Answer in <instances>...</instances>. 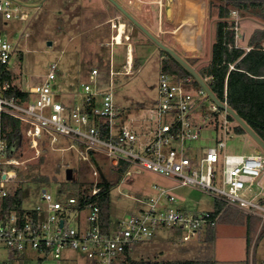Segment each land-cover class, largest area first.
<instances>
[{
  "label": "built area",
  "instance_id": "obj_1",
  "mask_svg": "<svg viewBox=\"0 0 264 264\" xmlns=\"http://www.w3.org/2000/svg\"><path fill=\"white\" fill-rule=\"evenodd\" d=\"M20 14L19 1L0 0L2 20L19 19ZM231 16L235 20L237 39L238 11L233 10ZM14 52V46L0 32V72L4 66H10ZM124 69L122 74H133L131 60L126 62ZM59 72V65L53 63L42 84L19 88L28 93L29 98L7 95L15 86L10 81H4L0 86V199L13 194L18 185L26 181L22 171L28 170L31 159L25 157L23 139L28 150H33L37 156L42 140L54 148L59 142L57 135L71 139L70 149L76 147L75 144L82 146V170L91 175V180L81 190L82 199L64 193L54 196L44 190L35 209L25 208V214L12 213L0 218V246L9 250L8 259L0 264H24L25 260H35L39 264L52 260L54 264H64L67 259L71 260L69 250L82 252L93 264H211L130 257L131 248L150 240L157 227L185 231L183 241L186 242L209 226L217 225L219 216L213 218V210L184 211L175 207L176 197L171 189L155 186L157 197L136 199L138 211L135 214L121 219L114 228L110 223L108 229L103 230L100 204L90 199L103 190L104 182L115 178L122 163L128 166L123 178L132 174V167L145 168L175 180L178 187L197 188L214 201L259 217L264 224V202L256 200L258 196H264V151L255 148L249 155L227 154L225 139L218 137L204 155L192 152L187 146L188 142L200 137L205 119L198 122V117L223 116L225 136L231 122L227 110L221 109L202 86L196 88L193 78L177 79L161 72L159 102L149 110L151 125L141 135L132 125L137 118L126 125L122 112L114 104L112 78L120 73L110 69V88L100 91L96 87L99 69L93 68L90 78L94 86L80 85L84 102L65 105L53 98L52 82L58 79ZM32 95H37L34 102ZM207 100L211 103L205 112ZM221 102L228 106L226 93ZM10 118L21 125L22 135L15 143H9L5 138V122ZM174 142L180 143L179 148L173 146ZM101 162L110 164L108 173ZM219 173L222 187L216 185ZM253 187L259 188V193L252 199L245 198L242 194ZM72 213L77 220L76 226L67 222ZM255 260L252 259L250 264H256Z\"/></svg>",
  "mask_w": 264,
  "mask_h": 264
},
{
  "label": "rangeland",
  "instance_id": "obj_2",
  "mask_svg": "<svg viewBox=\"0 0 264 264\" xmlns=\"http://www.w3.org/2000/svg\"><path fill=\"white\" fill-rule=\"evenodd\" d=\"M17 1L21 6L19 19L5 21L0 17V32L15 48L10 62V69L13 71L12 83L18 88H29L33 85L42 84L50 71L51 64L57 63L60 71L64 74V78L59 77L52 82L53 98L65 105L73 102L72 83L76 85L89 83L94 86L95 83L90 78L92 66L98 67L100 72L96 78V87L100 91H106L110 88V67L115 72L125 71L123 67L126 60L125 46H107L104 47L103 52L97 43L93 42L94 35L87 34L82 39L76 37L79 23H84V27L87 25V18L81 16V11L85 14V11L89 13L102 5L110 6L109 10L112 15L118 16L119 20L126 23L131 44L134 47L133 74L120 73L112 78L114 104L122 112L123 121L126 125H129L133 118H137L132 125L141 135L145 133L151 125L148 120L149 110L159 102L161 61L165 57L159 46L130 23L121 12L113 7L109 0ZM203 1L205 18H201L198 25L199 30L196 36L193 35L194 47L196 48L181 45L178 42L179 31L176 34L173 32L171 34L168 24L167 26L164 24L165 19L159 27L163 31L159 32L158 28L152 26L155 32L152 33L182 57L185 59L198 58L199 61L194 66L196 69L206 65L210 60L216 23L214 18L217 16L216 10L213 13L210 10V15L207 13L210 0ZM163 2L162 11L166 17L165 11L170 7V3L168 0ZM99 12L102 13L103 11ZM105 12L108 13V10ZM77 13L84 21L76 19ZM77 21L78 23H76ZM238 25L236 40L238 45L243 46L246 45L254 29L264 28V19L260 17L251 18L247 15L243 19L239 14ZM49 42L52 45L49 46ZM55 94H58L59 97H55ZM1 95L3 94L1 93ZM36 98L37 95H32L31 101L34 102ZM78 99L79 102L84 101L81 96ZM206 103L205 112H207V106L211 102L207 100ZM201 111L203 112L202 109ZM204 119L205 123L202 124L199 139L187 144L192 152L204 155L207 149L215 143L217 137L225 139V153L227 154L249 155L254 153L255 148H259L247 133L242 134L235 131L236 121L229 122L230 131L225 136L226 132L222 129L224 126L223 116L220 115L217 118L213 114H207L198 117V122ZM68 123L71 124L72 122L69 120ZM57 138L59 142L54 146L55 149L48 144H41L39 156L33 150H28L27 142L23 139L26 148V151L24 150L25 157L31 159L27 164L28 170L22 171L26 181L21 183L25 194L23 205L27 210L35 209L39 205L40 196L44 190L54 196L63 193L65 195L78 194L91 180V175L82 170L84 165L80 157L82 146L75 144L76 147L70 149V145L73 144L71 139L63 135H57ZM141 141H143V136H141ZM173 146L179 148L180 143L174 142ZM101 165L106 173L110 171L109 163L101 162ZM68 168L74 170V180L66 179ZM137 169L140 171L137 172ZM131 171L130 176H125L123 180L117 181L111 189L110 216L112 228L121 219L138 211L136 199L157 197L158 192L155 186L161 189H171L176 197V202L173 205L181 210H213L214 208L213 198L197 188L178 187L175 180L145 168L132 167ZM42 174L49 177V182L35 180ZM216 185L222 187L221 173L217 176ZM259 191V188L253 187L242 195L247 199H252ZM256 200L257 202H264V196H258ZM255 217L243 210L225 205L209 239L207 238L209 233L204 230L198 236L185 242L183 241L185 231L175 227H157L150 240L139 242L131 248L130 257L135 260L153 258L200 260L212 264H250L252 259H256V264H264V224L259 217L257 219ZM67 222L71 225H77L74 213L71 214L70 218H67ZM67 253L71 260L67 259L64 264H93L80 251L69 250ZM8 254L9 250L5 246H0V261L7 260ZM24 264L39 263L35 260H25ZM42 264H54V261L46 260Z\"/></svg>",
  "mask_w": 264,
  "mask_h": 264
},
{
  "label": "trees",
  "instance_id": "obj_3",
  "mask_svg": "<svg viewBox=\"0 0 264 264\" xmlns=\"http://www.w3.org/2000/svg\"><path fill=\"white\" fill-rule=\"evenodd\" d=\"M210 10L211 13L216 10L217 15L215 39L211 47L209 62L196 70L220 100L225 99L226 93L228 106L235 110L264 141V28H256L251 33L246 45L240 46L236 40L235 20L231 16L232 11L236 10L241 17L243 16L242 13L249 12L264 19V0H210ZM130 23L132 22L130 21ZM160 51L165 56L161 61V72L173 75L177 79L191 77L194 86L201 88L193 75L175 57L161 48ZM185 60L193 67L199 61L196 57ZM12 78L13 71L10 66H4L0 72V86L6 80L12 82ZM7 95L29 98L28 93L21 92L16 86ZM228 117L230 121H235L231 115ZM5 124V138L9 143L17 142L22 135L20 122L10 118L6 120ZM234 128L237 133H246L238 124ZM41 144H46V142L42 140ZM127 169V164L122 163L115 172V178L104 182L103 190L90 199V201L97 200L100 204L103 230H107L111 223V189L117 181L122 180ZM35 180L49 182V177L42 174ZM24 195L23 187L20 184L13 194L0 199V218L12 213L25 214ZM68 196H78L79 199H82L81 191L78 194ZM224 206L223 202L214 201L213 218L222 214ZM214 229L215 227L212 226L206 229L209 233L208 239Z\"/></svg>",
  "mask_w": 264,
  "mask_h": 264
},
{
  "label": "crops",
  "instance_id": "obj_4",
  "mask_svg": "<svg viewBox=\"0 0 264 264\" xmlns=\"http://www.w3.org/2000/svg\"><path fill=\"white\" fill-rule=\"evenodd\" d=\"M117 1L126 10H128L132 15H134L142 24H144L145 27L148 30H150L151 32H154L152 29V26L158 28L159 32L163 31V30H160L161 28H159V27H161L162 21L165 19L164 24H166V26L168 24V28H170L169 31L171 34H172V32L176 34L179 31L180 38L178 36V42L181 45H183V44L186 45L182 39V34H185V36H187L189 38L191 37V39H194L193 35L196 36V33L199 30L198 25L200 23L201 18L202 19L205 18V14H204L205 8H204V1L203 0H168V2L170 3V7L165 11L166 17H164L163 11H162L164 0H117ZM113 7H115V6L113 5ZM172 8H174V9H172ZM105 9L108 10V13L105 12L106 11ZM109 9H110V6H107V5L103 6L102 5L98 9L91 10V12H89V13H88V11H85V14H83V12L81 11V16L83 18H87V25L84 27V23L83 24H82V22H81V24L79 23L78 29L76 30V37L78 39L79 38L82 39V37L87 35V34L94 35L93 42L97 43V45L99 46L100 49H102V51L104 50V47H107V46H113V45L125 46V48H126L125 64L128 60H131L132 67L134 68V47H133V44H131V37L129 35L130 33H129V30L127 29V25L125 22L119 20L118 16H113ZM99 11H103V12L101 13ZM207 13L210 15V7H209V10ZM242 14H243V16L241 18H243V19L245 18V15L251 16V18L252 17H258L257 15H255L253 13H249V12H244ZM81 16L79 15V13H77L76 19H78L79 21H84V19ZM190 16L196 17L197 22L190 23V24L186 25L185 22H186V20L189 19ZM214 20L215 21L217 20V16H216V18H214ZM76 23H78V21ZM120 23H124L125 31L122 34L123 37L121 38V42H118L116 39V36L119 34L118 28H119ZM82 25H83V27H82ZM214 39H215V33H214V37H213V42H214ZM188 42H190V40H188ZM213 42H212V44H213ZM192 46H194V45H192ZM192 48H196V47H192ZM97 50H99V49H97ZM125 64H124V66H125ZM110 66H112L111 63H110ZM138 67H139V64H138ZM93 68L98 69V67L92 66L90 68V75H91V70ZM110 69H113V68L110 67ZM117 72L123 73V72H119V71H117ZM133 72H134V69H133ZM59 77L64 78V74L61 71L59 72ZM80 85L81 84H77V85L73 84V83L71 84V86H72L71 92H72L73 102H79L78 98L80 96L84 100V95L80 92ZM56 95H57V97H59L58 94H56ZM73 102H71V103H73ZM83 102L84 101L79 102V103H83Z\"/></svg>",
  "mask_w": 264,
  "mask_h": 264
},
{
  "label": "water",
  "instance_id": "obj_5",
  "mask_svg": "<svg viewBox=\"0 0 264 264\" xmlns=\"http://www.w3.org/2000/svg\"><path fill=\"white\" fill-rule=\"evenodd\" d=\"M111 3L129 20L139 28L146 36H148L155 44L159 46L162 50L168 52L173 57H175L198 81V83L205 89L207 94L211 97V99L221 108L226 109L227 112L234 118L238 125H240L246 133L256 142L257 146L264 151V141L256 134V132L239 116V114L233 110L230 106H226L221 100L213 93L207 84L206 80L198 73L196 68L191 66L184 57H182L178 52H176L173 48L164 44L161 40L158 39L150 30H148L144 24H142L134 15H132L128 10H126L117 0H109ZM52 43L49 42V46ZM74 178V170L72 168H68L66 170V179L73 180Z\"/></svg>",
  "mask_w": 264,
  "mask_h": 264
},
{
  "label": "bare ground",
  "instance_id": "obj_6",
  "mask_svg": "<svg viewBox=\"0 0 264 264\" xmlns=\"http://www.w3.org/2000/svg\"><path fill=\"white\" fill-rule=\"evenodd\" d=\"M194 22H197V18L194 17V16H190L189 19L186 20L185 23H186V25H188V24L194 23ZM118 29H119V34L116 36V39H117L118 42H121V38L123 37L122 34L125 31V25H124V23H120ZM182 37H183V41L185 42L186 45H188V46L194 45V43H195L194 42V39H191V37L189 38V37L185 36V34H182ZM188 40H190L189 44H188ZM192 47H194V46H192Z\"/></svg>",
  "mask_w": 264,
  "mask_h": 264
}]
</instances>
